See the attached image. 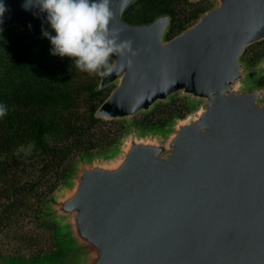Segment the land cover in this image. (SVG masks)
I'll return each mask as SVG.
<instances>
[{
    "label": "water",
    "instance_id": "1",
    "mask_svg": "<svg viewBox=\"0 0 264 264\" xmlns=\"http://www.w3.org/2000/svg\"><path fill=\"white\" fill-rule=\"evenodd\" d=\"M202 1L213 6L168 38L170 15L130 23L139 0H113V25L139 52L99 79L94 91H110L93 117L125 130L73 166L44 212L72 264H264V87L253 83L264 56L253 70L242 61L264 41V0H187ZM3 2L0 35L16 28L27 45L54 32L25 0ZM174 96L195 109L160 129L133 126Z\"/></svg>",
    "mask_w": 264,
    "mask_h": 264
},
{
    "label": "trees",
    "instance_id": "2",
    "mask_svg": "<svg viewBox=\"0 0 264 264\" xmlns=\"http://www.w3.org/2000/svg\"><path fill=\"white\" fill-rule=\"evenodd\" d=\"M200 5L187 0H139L124 18L143 23L168 14L171 38L197 18L203 11ZM20 35L16 28L0 35V105L8 109L0 117V223H13L23 209L30 208L35 223L53 232L55 225L40 216L45 201L80 159L115 146L125 123L93 117L107 90L95 92L100 76L80 71L69 57L52 54L48 36L54 32L27 45L21 44ZM262 78L256 80L260 85ZM155 108L158 114L139 116V122L160 129L176 110ZM27 147L31 155L25 156L20 150Z\"/></svg>",
    "mask_w": 264,
    "mask_h": 264
},
{
    "label": "clouds",
    "instance_id": "3",
    "mask_svg": "<svg viewBox=\"0 0 264 264\" xmlns=\"http://www.w3.org/2000/svg\"><path fill=\"white\" fill-rule=\"evenodd\" d=\"M22 7L47 14V22L55 33H45L53 46L52 54L69 57L82 72L105 77L126 65L130 68L132 57L138 55L132 39H121L122 29L113 25V0H25ZM6 11L0 0V23ZM113 57L120 62H112ZM7 110L6 105H0V117Z\"/></svg>",
    "mask_w": 264,
    "mask_h": 264
},
{
    "label": "rangeland",
    "instance_id": "4",
    "mask_svg": "<svg viewBox=\"0 0 264 264\" xmlns=\"http://www.w3.org/2000/svg\"><path fill=\"white\" fill-rule=\"evenodd\" d=\"M200 3H201L200 6L203 8V11L200 12L197 15V18L193 22L188 24L183 30L193 25L203 12L209 10L213 6V3L208 1H202ZM186 13L187 10L183 12H179L177 14L178 19H182ZM143 23H147V22H143ZM134 24H140V23H134ZM178 33H173L172 35H170V37L172 38ZM263 56H264V41L247 48L242 56V61L247 64L249 70H253L257 65V63L261 61V58ZM251 78L254 79V74L251 75ZM262 79H261L263 81L262 85L257 83L258 81L256 80H254L253 83L257 87L259 86L264 87V77ZM109 91L110 89H107V93H109ZM161 105L167 107L166 108L167 110L169 109L176 110V112L170 113V115L172 114L170 116V120L164 126L172 122L175 117L184 118L187 114H189L195 109V107H192L187 103L185 98L175 97V96L172 97L167 104H159V106ZM159 111L160 110H157L155 108L152 111V113L155 112V114H158L157 112ZM139 116H146V115H138L137 117H135L133 123V126L135 128L140 130L153 129V128H148L150 127V125H148L147 122L146 123L142 121L139 122ZM123 125L125 127V124ZM113 146L114 145H111L109 148L103 149V151L100 150L99 153L106 152L112 149ZM20 151L25 156L31 155L30 147L23 148ZM59 188L60 186L57 189ZM46 206L47 205L45 201L40 216L43 221L48 223L49 221L44 217ZM31 212L32 211L30 210V208L23 209L22 213L19 214L17 212L20 216L17 218V220L13 221V223L4 222V221L0 223V263L24 264V263L50 261V262H57L62 264H72L73 254L71 252L66 251L62 247L59 240L58 225L53 223L55 225L53 232H49V231L47 232L46 230H44V228L39 227V225L35 223V221L31 217V215H33Z\"/></svg>",
    "mask_w": 264,
    "mask_h": 264
}]
</instances>
